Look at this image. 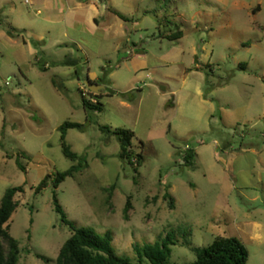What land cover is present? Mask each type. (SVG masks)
I'll return each mask as SVG.
<instances>
[{"label": "rangeland", "instance_id": "rangeland-1", "mask_svg": "<svg viewBox=\"0 0 264 264\" xmlns=\"http://www.w3.org/2000/svg\"><path fill=\"white\" fill-rule=\"evenodd\" d=\"M130 2L133 20L120 42L48 22L39 0H0V201L24 186L10 221L19 264H55L71 236L55 195L73 224L109 231L116 253L134 262L152 264L135 245L171 234L170 264L192 263L193 248L230 236L248 249V264H264V0ZM179 29L182 39L166 37ZM143 50L147 60L138 57ZM88 81L109 86L99 109L84 108ZM68 121L84 124L67 142L87 166L36 194L46 176L75 164L58 129ZM103 126L135 133L141 166L120 158V142ZM189 148L195 168L184 161ZM20 152L26 170L17 165Z\"/></svg>", "mask_w": 264, "mask_h": 264}, {"label": "trees", "instance_id": "trees-1", "mask_svg": "<svg viewBox=\"0 0 264 264\" xmlns=\"http://www.w3.org/2000/svg\"><path fill=\"white\" fill-rule=\"evenodd\" d=\"M123 19H127L124 15L115 12ZM184 32L178 30L167 35L171 40H177L183 37ZM77 64V61L69 62ZM94 83V82H93ZM104 83V82H103ZM109 89H107L108 91ZM90 96L98 98L96 103L84 100V108H98L101 105L99 98L105 93L100 94L88 91ZM108 95H114L115 91L110 90ZM84 124L78 122H65L58 129L61 133V147L64 156L75 164L64 172H57L54 177L48 175L35 189L36 194H40L50 182L54 189H58L67 178H75L80 171L87 166V158L74 152L67 142V134L70 129L83 130ZM101 131L110 136H115L121 145L120 158L131 165L141 166L143 156L138 154L135 156L133 150V138L135 133L129 129L111 130L107 126L100 127ZM24 152H20L16 157L17 165L26 170L21 162V158H27ZM197 153L195 149L189 148L184 156L185 164L195 168ZM135 159V160H134ZM25 191L24 186L9 188L5 191L0 201V264H19L21 259V248L19 242L12 236L10 232V221L13 214L18 208L17 195ZM165 198L170 201L172 209L175 208V199L169 193L165 194ZM56 210L62 215L64 224L70 226L72 230L71 236L61 247L56 258L55 264H142L141 259L134 262L127 257L120 256L113 247V236L108 231L104 235H100L93 230L84 227H78L68 218L62 205L59 203L55 195ZM131 207L128 201L126 214ZM174 235L169 234L162 242L145 245L143 247L135 245L134 249L140 258L146 257L152 264H170L171 247L176 245L177 241ZM197 255V260L189 264H248L249 251L243 242L237 237H218L214 242L205 248H193Z\"/></svg>", "mask_w": 264, "mask_h": 264}, {"label": "crops", "instance_id": "crops-1", "mask_svg": "<svg viewBox=\"0 0 264 264\" xmlns=\"http://www.w3.org/2000/svg\"><path fill=\"white\" fill-rule=\"evenodd\" d=\"M39 2L41 6L37 8V13L41 14L43 9L44 12L47 11L48 22L63 23L68 29H78L81 35L87 34V30L94 34L103 32L106 38H110L112 35L114 37H119L118 40L122 42L123 39L120 37L126 34V30L128 31V24L133 20L130 15H133L134 9L130 0L126 2V6H128L126 9L123 7L124 3H121L122 5L120 6L122 7L120 9L116 6H111L110 4H113V0H102L101 4L90 0H39ZM115 12L124 15L127 19L121 18ZM147 13H149V11H147ZM58 19L61 20L55 21ZM62 33L69 42L78 47L81 46V41L76 36H72L68 31ZM36 38L42 40V37ZM143 52L144 53L138 55V57L147 60L149 53L145 50H143ZM90 74L91 72H89V77ZM189 81L187 77L184 83H188ZM103 84H105V91H107L109 86L106 83ZM198 93H201L200 87L198 88ZM254 226L260 227V224H255Z\"/></svg>", "mask_w": 264, "mask_h": 264}, {"label": "water", "instance_id": "water-1", "mask_svg": "<svg viewBox=\"0 0 264 264\" xmlns=\"http://www.w3.org/2000/svg\"><path fill=\"white\" fill-rule=\"evenodd\" d=\"M86 87L93 93L100 94L102 91L106 90L105 85L95 84L91 81L86 82Z\"/></svg>", "mask_w": 264, "mask_h": 264}, {"label": "built area", "instance_id": "built-area-1", "mask_svg": "<svg viewBox=\"0 0 264 264\" xmlns=\"http://www.w3.org/2000/svg\"><path fill=\"white\" fill-rule=\"evenodd\" d=\"M26 2H27V3H30L29 1H26ZM83 95H84L86 98H88V96L90 97L89 92L86 91V90L83 92ZM92 99L96 102L95 98L92 97Z\"/></svg>", "mask_w": 264, "mask_h": 264}]
</instances>
